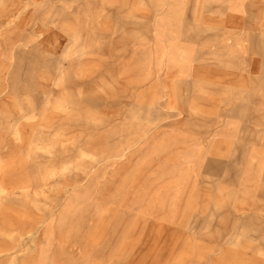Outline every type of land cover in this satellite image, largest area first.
I'll list each match as a JSON object with an SVG mask.
<instances>
[{
    "label": "rangeland",
    "instance_id": "374dc122",
    "mask_svg": "<svg viewBox=\"0 0 264 264\" xmlns=\"http://www.w3.org/2000/svg\"><path fill=\"white\" fill-rule=\"evenodd\" d=\"M261 1L0 0V264H264Z\"/></svg>",
    "mask_w": 264,
    "mask_h": 264
},
{
    "label": "crops",
    "instance_id": "0c3cea01",
    "mask_svg": "<svg viewBox=\"0 0 264 264\" xmlns=\"http://www.w3.org/2000/svg\"><path fill=\"white\" fill-rule=\"evenodd\" d=\"M256 2L258 3L259 0H256ZM261 2H264V0H262ZM222 23H223V21H222ZM238 39H239V45L237 47L236 46H230L229 48H232L233 51L241 52V44H240L241 34H238ZM257 48H259V45L254 44L252 49L250 50V52L251 53L257 52V50H258ZM185 52L188 53V55H186L185 58L184 57H182V58L181 57H179V58L176 57V58L180 61L179 62L180 63V69H183L185 74H190L192 77L194 75H197V71H196L197 69H199V70H201L203 72L204 69L205 70H209V69L213 70V68L223 67V64L220 65V66L219 65L214 66L213 64H209L208 62L204 64L203 61H200L202 58H204V55H203V57H199V56H196V55L194 56L193 54L195 53V51L193 50L192 46H189V48H187V50ZM198 58H200V60ZM225 62H227V61H225ZM198 63H199L200 66L198 65ZM238 63L241 64V60H239ZM252 63H254V65ZM252 63L250 65V67L253 68V69H258V68L264 67V62L263 61L261 62V61H258L256 59H254L252 61ZM179 74L181 75L182 72L180 71Z\"/></svg>",
    "mask_w": 264,
    "mask_h": 264
},
{
    "label": "bare ground",
    "instance_id": "6f19581e",
    "mask_svg": "<svg viewBox=\"0 0 264 264\" xmlns=\"http://www.w3.org/2000/svg\"><path fill=\"white\" fill-rule=\"evenodd\" d=\"M104 151H106V149Z\"/></svg>",
    "mask_w": 264,
    "mask_h": 264
}]
</instances>
